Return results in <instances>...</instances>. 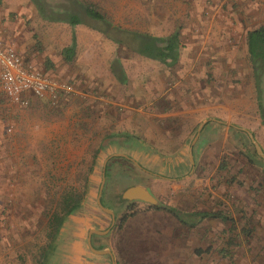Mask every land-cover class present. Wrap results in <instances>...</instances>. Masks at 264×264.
<instances>
[{
    "label": "rangeland",
    "instance_id": "rangeland-1",
    "mask_svg": "<svg viewBox=\"0 0 264 264\" xmlns=\"http://www.w3.org/2000/svg\"><path fill=\"white\" fill-rule=\"evenodd\" d=\"M80 1L95 5L121 30L156 38L177 35L182 59L167 69V85L154 81L147 94L144 69L158 72L160 64L145 65L142 56L85 25L73 28L40 18L22 26L13 22L16 41L8 45L22 51L26 64L54 77L75 76L78 91L101 100L99 106L54 109L29 99L22 107L11 103L0 85V264L34 263L47 242L49 217L64 193L82 192L96 151L88 192L80 208L65 218L48 264H72L70 258L79 251L88 256L86 264H99L88 246L91 230H108L91 235L93 248L112 246L118 252L120 243L129 251L139 229L159 231L158 237L149 238L153 248L144 249L165 258L153 264H264V187L260 192L246 189L264 185V161L244 132L264 152V115L259 113L264 75L259 76L258 93L246 46L247 32L264 25V0ZM4 3L0 0V11ZM74 36L75 59L65 62L62 52ZM114 62L126 83L110 77ZM40 130L46 136L38 143L35 134ZM222 161L227 172L219 171ZM104 167L100 201L113 212L114 222L97 204ZM232 176L244 186L229 183ZM134 184L187 222L198 220L192 214L223 210L235 221L236 232L241 233L248 219L253 233L240 237V246L226 247V223L205 219L188 229L165 211L123 201L121 193ZM132 210L135 215L119 229L122 215ZM207 246L209 253L195 254ZM221 249L233 251V259Z\"/></svg>",
    "mask_w": 264,
    "mask_h": 264
},
{
    "label": "trees",
    "instance_id": "trees-1",
    "mask_svg": "<svg viewBox=\"0 0 264 264\" xmlns=\"http://www.w3.org/2000/svg\"><path fill=\"white\" fill-rule=\"evenodd\" d=\"M29 1L35 6L38 11L39 18L44 22L64 23L71 27H75L77 25L88 26L90 29L102 33L106 38L115 44L122 45L141 56L154 60H164L165 62L166 58H169L170 56L173 58V55L177 52V35L174 34L168 38H156L145 33L121 30L120 28L114 27L110 23L109 18L101 13L98 8L89 1L59 0V3L56 0ZM74 40L75 39L73 37L72 45L65 48L62 52L65 62H72L75 59L76 52ZM246 46L252 73L255 77L256 89L258 93H260L259 76L264 75V25L247 32ZM110 72L118 83H126L127 78L123 70L120 68L118 62H114L110 66ZM259 113L261 116L264 115V100L261 101V99L259 100ZM97 156L98 151L94 152L92 155L91 164L87 174L84 177V186L82 192L77 193L71 190L62 195L58 209L49 217L47 221L46 245L38 249V254L35 255L33 264H48L49 257L55 251L56 237L59 234V230L61 229L65 218L77 211L84 201V198L88 192L89 175H91L93 172ZM249 161H251V159H249ZM226 167L227 165L224 163V161H222L219 171L227 172L228 170H226ZM228 181L229 183L236 182L238 185L244 186L242 182H237L233 176ZM263 187V183L259 182L258 188L249 186L246 189L248 191L252 190L254 192H260L261 188ZM154 210L165 211L171 214L178 223L182 224V226H187L188 229L194 228L198 222L205 219L218 220L222 223L228 224L230 226V230L229 232H225L228 233L226 237V247L234 248L240 246V237L244 236L245 238H249L251 237L254 230V228L252 230V228L249 227L250 222L247 219L245 226L241 228V233L239 234L236 232L237 226L235 221L229 215L224 213L223 210H212L198 214H192L198 217L196 222H187L183 220L179 211L168 206L154 207ZM134 215L135 212H133V210L131 213L123 214L119 220L118 228L121 229L127 220ZM210 250L211 246H207L205 250H195V254L201 256L203 253H209ZM221 252H224V256L226 255L230 259H233L234 257L233 251L230 252L221 249Z\"/></svg>",
    "mask_w": 264,
    "mask_h": 264
},
{
    "label": "crops",
    "instance_id": "crops-1",
    "mask_svg": "<svg viewBox=\"0 0 264 264\" xmlns=\"http://www.w3.org/2000/svg\"><path fill=\"white\" fill-rule=\"evenodd\" d=\"M3 2H6V3L3 4L2 11H0V39L2 40V42L5 46H9L8 45L9 42H10V44H13L12 42L16 38V34H17L16 29L17 28L15 26V23L18 24L19 26H22L23 23L33 24L36 21H40V19L38 16L37 9L29 0H17L16 3L13 2V0H3ZM13 22H15V23L13 24ZM49 24H58V23H49ZM59 24H64V23H59ZM77 26H80V25H77ZM77 26H75V27H77ZM69 27H71V26H69ZM22 30H23V28L21 29V31ZM4 37H8L9 38L8 41H6L4 39ZM74 39H75V36H74ZM15 41H16V39H15ZM76 42L77 41L75 39L74 40L75 49H76ZM16 54L24 61V58H23L24 54L22 53V51L19 48H17ZM138 56L141 57V55H139V54H138ZM142 58L144 60L145 65H147L149 67H152L155 63L160 64L163 67V68H159V70H157L158 72H156V70L155 71L152 70V72H150L148 69H146V68L144 69L145 72L143 73L142 76H143V82L145 81V83L142 84L143 85L142 87H144L143 92L145 91V89L148 91V92H146L147 94L151 93V87H152V84L154 83V81H156V83H158L159 87L167 85V82H168L167 81V75H166L167 69L172 67L173 64H175V62L182 59V57L179 55L178 52H176V54L173 55V58H171V56L169 58H166L165 62H164V60L163 61L154 60V59H150V58L144 57V56H142ZM108 71H109L110 77L113 78L114 80H116L114 78V76L111 74L110 69ZM41 72L48 74L52 77L55 76L51 73H46L44 71H41ZM105 75L107 76L106 73H105ZM74 77L75 76H73V78H71V79H68L64 76H61V78H59V77H55V78L74 84V83H76V82H74ZM76 77L78 78L80 76L78 75ZM157 77H158V80H156ZM82 93H84V92H82ZM85 95H86L85 98H81L80 96H75V97L71 98L70 101L62 103L57 108H60L62 106L67 107V106H71V105L80 106V104H82V103H84L83 104L84 106L87 104H91L93 106H96V105L99 106V104H100L99 100H101L100 98L89 96L88 94H85ZM166 95H167V92L165 91L163 94V97H165ZM28 98L29 99H36L35 97H33L31 95L28 96ZM36 100L42 102L43 104H47L42 100H39V99H36ZM146 100H148V99H146ZM204 125H205V123H203L201 125L202 127L200 126L201 129L203 128ZM244 132H245V130H244ZM198 135H199V132H198L197 136ZM45 136H46V133L44 130L38 131L35 134L36 141L38 143L44 142ZM48 137L49 136L47 135L46 141L49 139ZM120 155H123V154H120ZM123 156H125V155H123ZM102 181H103V177H102ZM103 186H104V184H103ZM162 232L165 233L164 231H162ZM182 232H183L182 230L178 231V233H180V234ZM157 233H159V231L154 230V229H148V230L139 229V231L137 232V235H135L136 236L135 240H134L135 243L133 244V246H131L129 251H126L121 243L118 245V247L120 249L118 252L113 251L112 246L110 248H102V249H101V247L94 248L97 251H108L111 254V255L95 254L96 255L95 256L96 262H98L99 264L100 263L104 264L105 263L104 258H108V257L110 259H115V261H117V262L119 260L120 264H153V263H157L158 259L163 261L165 258H162V259L160 257L158 258L157 252L144 250L145 247H147L148 249L151 247L153 248V246H151V243H152V241H154V239L150 240L149 238H150V236L158 237L159 235H157ZM210 233L212 234L213 232H210ZM175 234H177V232H175ZM206 235L208 236L209 232H207ZM155 245H156V241H155ZM130 251H132V252H130ZM76 255H78V256L75 257ZM80 255L83 257L82 260L80 259L81 258ZM85 255L86 254L83 251L82 252L79 251V254L75 253L74 256L72 258H70V259H72L71 263L72 264H86L87 262H84V258L85 257L88 258V256L87 255L85 256ZM74 257H75V259H74Z\"/></svg>",
    "mask_w": 264,
    "mask_h": 264
},
{
    "label": "built area",
    "instance_id": "built-area-1",
    "mask_svg": "<svg viewBox=\"0 0 264 264\" xmlns=\"http://www.w3.org/2000/svg\"><path fill=\"white\" fill-rule=\"evenodd\" d=\"M0 85L9 101L22 107L29 105L30 95L44 101L51 108H57L75 96H86L73 83L52 77L26 64L1 39Z\"/></svg>",
    "mask_w": 264,
    "mask_h": 264
},
{
    "label": "water",
    "instance_id": "water-1",
    "mask_svg": "<svg viewBox=\"0 0 264 264\" xmlns=\"http://www.w3.org/2000/svg\"><path fill=\"white\" fill-rule=\"evenodd\" d=\"M202 127V126H201ZM201 127L199 128V130L201 129ZM248 135V137L250 138V141L252 143V145L254 146V150H255V153L257 154V156L259 158H261L263 161H264V152L262 150V148L259 146V144L255 141L253 135L250 133V132H247L245 131ZM114 157H123V158H126L125 156L123 155H114ZM127 159V158H126ZM104 172H105V167L103 168V174H102V177L104 178ZM103 184H104V179L101 183V186H100V190H99V194H98V197H97V204L99 206V208L108 213L111 217H112V220L114 222L115 220V217H114V214L112 211L104 208L101 204V201H100V198H101V192H102V189H103ZM121 199L127 203H131V202H143V203H146L152 207H162V206H165L163 204H161L149 191L148 189H146L145 187H143L142 185H139V184H134V185H130L128 187H126L123 192L121 193ZM106 233H108V230L106 231H95V230H91L89 232V236H88V246H89V249L95 253V254H108V255H111L110 252L108 251H97L95 250L92 245H91V235H105ZM114 264V263H112Z\"/></svg>",
    "mask_w": 264,
    "mask_h": 264
},
{
    "label": "flooded vegetation",
    "instance_id": "flooded-vegetation-1",
    "mask_svg": "<svg viewBox=\"0 0 264 264\" xmlns=\"http://www.w3.org/2000/svg\"><path fill=\"white\" fill-rule=\"evenodd\" d=\"M101 200V199H100Z\"/></svg>",
    "mask_w": 264,
    "mask_h": 264
}]
</instances>
